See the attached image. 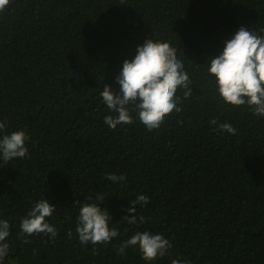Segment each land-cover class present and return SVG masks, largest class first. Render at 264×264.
Wrapping results in <instances>:
<instances>
[{"label": "trees", "instance_id": "obj_1", "mask_svg": "<svg viewBox=\"0 0 264 264\" xmlns=\"http://www.w3.org/2000/svg\"><path fill=\"white\" fill-rule=\"evenodd\" d=\"M241 27L264 35V0H21L0 12V138L30 136L24 158H0V220L10 225L2 264H264V117L225 104L208 73ZM148 39L176 49L192 95L178 91L183 111L159 129L131 112L133 124L112 130L104 120L117 114L100 93L119 91L123 63ZM213 119L237 134L213 131ZM139 195L150 201L137 205L145 223L131 225L123 217ZM42 199L56 207L47 222L58 235L22 236ZM83 203L106 209L119 236L82 245ZM142 231L168 239L169 253L117 254Z\"/></svg>", "mask_w": 264, "mask_h": 264}, {"label": "clouds", "instance_id": "obj_2", "mask_svg": "<svg viewBox=\"0 0 264 264\" xmlns=\"http://www.w3.org/2000/svg\"><path fill=\"white\" fill-rule=\"evenodd\" d=\"M11 0H0V12L7 9ZM208 73L215 77V86L219 97L225 104L234 107L247 106L257 117H264V35L256 31H249L241 27L234 37L225 42L221 55L211 58ZM120 85L118 92L105 85L100 93L107 109L117 115H108L104 123L112 130L119 125H131L135 121L131 112H136L139 121L152 131L161 128L166 118L174 111H183L178 107L181 100L177 96L183 91V98L192 95L189 74L184 70V64L177 58L176 49L168 42L148 39L142 46H138L137 54L132 60H125L122 71L116 78ZM131 106V108L129 107ZM181 123V122H178ZM210 124L217 125L213 131H223L232 135L236 129L229 123L218 124L216 119ZM5 122H0V131H4ZM30 136L25 131H14L0 138V158L5 163L24 158L28 153L26 142ZM106 179L112 182L126 180L124 175L107 174ZM97 199L104 201L103 194ZM150 203L145 195H139L132 201L128 209L129 215L123 221L135 225L145 223L143 216H136L137 205L144 206ZM56 207L42 199L37 202L21 222V235L44 234L55 238L58 233L54 226L47 222ZM109 212L101 209L96 203H83L77 218L76 232L82 245H100L111 243L119 236L115 227H110ZM10 225L7 220H0V264L9 252L6 242L10 235ZM71 237V230L67 234ZM25 244L29 240L23 241ZM139 248L142 258L146 261H155L163 258L172 247L171 242L161 234L149 231L137 232L130 239L124 241L118 248L117 254H124L128 247ZM172 264H181L173 259Z\"/></svg>", "mask_w": 264, "mask_h": 264}, {"label": "water", "instance_id": "obj_3", "mask_svg": "<svg viewBox=\"0 0 264 264\" xmlns=\"http://www.w3.org/2000/svg\"><path fill=\"white\" fill-rule=\"evenodd\" d=\"M18 1H21V0H11L10 5H12V4H14L15 2H18ZM10 5H8L7 8H8Z\"/></svg>", "mask_w": 264, "mask_h": 264}]
</instances>
